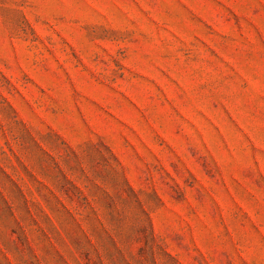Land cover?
Wrapping results in <instances>:
<instances>
[{
    "label": "rangeland",
    "instance_id": "rangeland-1",
    "mask_svg": "<svg viewBox=\"0 0 264 264\" xmlns=\"http://www.w3.org/2000/svg\"><path fill=\"white\" fill-rule=\"evenodd\" d=\"M0 264H264V0H0Z\"/></svg>",
    "mask_w": 264,
    "mask_h": 264
}]
</instances>
